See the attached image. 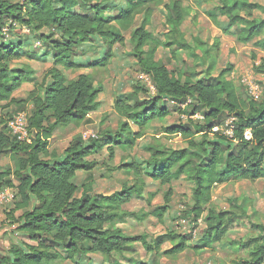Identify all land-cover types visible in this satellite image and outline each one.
Instances as JSON below:
<instances>
[{"label":"trees","instance_id":"1","mask_svg":"<svg viewBox=\"0 0 264 264\" xmlns=\"http://www.w3.org/2000/svg\"><path fill=\"white\" fill-rule=\"evenodd\" d=\"M78 1L85 2L0 0V31L12 22L19 31L28 30V34L37 38L41 44L36 54V49L26 48L25 40L19 39L14 43L10 38L3 40L0 35L1 109L23 103V100L14 98V94L24 84L34 83V72L29 65L22 64L18 69H9L13 61L20 57L42 62L51 60V67L39 84L40 94L32 90L27 96V101L32 106L27 117L28 139L24 143H18L8 134L6 124L17 112L11 114L5 124L0 120V157L5 154L17 156L15 170L0 169V190L12 187L11 179L17 181V200L10 212L24 210L18 220L17 231L34 243L11 247L6 254L0 255V264H61L66 261L82 264L88 255L100 256L108 262L112 255L124 257L131 253L136 243L149 254L159 251L164 243H168L170 249L163 253L164 256L177 258L190 249L185 236L169 232L155 239H148L145 235L125 234L118 226L124 224L127 217L137 218L132 213L124 212L122 207L133 197L143 198L142 186L123 187L108 196H91L88 194L91 185L88 184L81 196L76 197V174L81 171L89 172L94 168L95 164L89 158L102 147L97 143L98 138L84 145L75 139L69 143L60 160H42V156L47 155L51 137L58 126L82 123L100 105L98 96L102 93V88L96 87L89 75L79 74L75 79H68L65 74L86 67L73 61L78 52L77 46L96 38L109 45L121 42L122 38L113 23L123 27L130 26L140 13L139 4L133 0H122L126 7L114 17L105 15L107 6L101 3L84 4L86 8L89 7L91 14L76 13L72 7ZM262 1L264 0H216L212 3L213 13L210 18L222 31L239 28V43L257 40L255 46L264 52ZM164 9L166 17L163 25L170 36L165 42L154 39L148 31L149 17L146 14L140 26L131 34L133 54L142 73L152 81L156 95L142 106H132L115 99L113 107L117 114L133 123L138 131L132 132L125 123L117 135L105 140L104 145L118 146L121 151L130 149L127 146H132L141 139L153 122H161L169 116L164 99L176 103L193 99L188 116L200 113L203 122L197 120L189 122L187 126L163 128L165 135H179L186 139L188 147L181 150L148 148L151 153L150 158L144 162V168L131 162L119 164L116 170L137 176L146 175L158 186L167 187L162 197L164 207L156 210L159 219L172 197V183L179 176H185L193 188L191 206L184 217H191L194 223L202 220L204 224L203 242L193 247V250L201 252L208 247H215V243L222 242L233 227L244 222L256 236L244 242H228L231 249L243 251V256L229 263L219 261L218 264H264V224L250 220L244 202L241 205L234 202L226 210L217 209L211 204L212 192L216 186L230 180H264V97L259 101L246 99L232 82L224 79L225 71L212 77L210 73L213 63L207 70V79L192 83L180 78L175 80L164 65L155 61L154 55L158 47L168 49L172 57L176 56L177 50L172 49L175 45L192 46L194 51L197 49L203 54H207L208 50L192 34L191 43H180L184 38L182 29L188 16V11L181 2L165 4ZM256 12L260 16L255 17ZM218 17L226 21V29L219 25ZM16 29L11 30L10 36L16 33ZM42 30H46L47 34L40 33ZM56 35L58 39L53 40ZM147 46L150 48L145 52ZM110 56L108 52L103 61L107 62ZM256 69L257 72L264 73V63ZM229 118L234 119L233 138L213 132L214 128L222 127ZM246 131L251 135L248 141L243 137ZM121 133L127 135L126 141L121 140ZM197 135L201 136L200 142H195ZM211 135L215 136V141L208 139ZM225 143L228 146L224 147ZM231 143H236V146ZM113 149L108 148L109 159L114 157ZM192 150L194 152H190ZM192 158L195 159L194 165ZM154 197L155 194H151L148 200L151 201ZM128 262L143 264L134 260ZM113 264L122 263L116 261Z\"/></svg>","mask_w":264,"mask_h":264},{"label":"rangeland","instance_id":"2","mask_svg":"<svg viewBox=\"0 0 264 264\" xmlns=\"http://www.w3.org/2000/svg\"><path fill=\"white\" fill-rule=\"evenodd\" d=\"M173 1H179L188 11V16L184 22L183 32L184 41L190 42V35H195L204 44L207 54H203L199 50L192 49V46L175 45L173 50H177L176 56L172 57L170 51L163 47H158L154 55L155 61L164 65L170 72L171 76L177 80L180 78L183 81L195 82L203 78L207 79V70L211 63L214 64L213 70L210 73L212 77H217L221 72L225 71L224 79L232 82L237 90L248 100H251L246 91L238 85L240 77L247 71L254 72L256 82L261 88V100L264 97V73L257 72V67L264 63V52L258 50L255 46L257 40L250 41L246 44H241L237 41L239 28H231L228 31H222V28L217 27L210 18L213 13L212 3L216 0H133L139 4L140 13L135 16L130 26H119L113 23L117 32L122 38L121 42L109 45L100 39H92L87 43H82L77 46L78 52L73 61L76 64L86 65L74 70L66 72L68 79H75L79 74H86L92 79L94 85L102 88V93L98 96L99 108L92 113L82 123H72L68 126H58L54 135L55 138L49 144V161H53L58 155L63 157L64 150L70 142L75 139L83 145L90 144L91 141L83 142L81 133L84 131H92L98 136L97 143L102 146L89 161L93 162L94 168L89 172H78L75 178L77 187L76 197H80L84 188L91 185L89 195L102 194L108 196L115 191H119L123 187L132 185L142 186L143 198L133 197L131 201L122 207V210L127 213L134 214L137 218L127 217L124 224H119L125 234L128 235H145L148 239H155L169 232H175L185 236L188 239L190 246L189 251L181 254L177 258L171 259L164 256V252L170 249L168 243H164L159 251L149 254L146 253L143 247L136 243L133 251L124 257L112 255L107 262L100 256L88 255L82 264H113L120 262L129 264L128 260L143 264H218L219 261L229 263L243 256V251L237 252L231 249L228 242L247 241L249 238L256 236L255 233L248 230L249 226L241 222L233 227L224 240L215 243V247H208L201 252H196L193 247L199 246L203 241L204 224L202 220L194 223L192 218H186L184 215L189 211L191 206V190L193 185L185 176H179V179L172 183V197L169 200L168 207L162 213L161 219L157 218L159 208L164 207L163 194L167 191V187H160L146 175H134L133 173L116 170V167L121 163L135 162L142 168L145 167L144 162L150 158L151 151L148 148H164L171 150H181L188 147V141L179 135H165L163 128L171 126H187L189 122L197 120L203 122L202 115L196 114L201 119H196L193 116H188L191 112L193 99L185 102H177L171 104L166 102V107L169 109V116L163 121L153 122L151 127L144 132L141 139L137 140L134 145L127 146L130 148L126 151H121L118 146L107 144L104 142L108 138H113L117 135L125 123L128 124L132 132H137L138 128L131 122L121 118L113 107L115 99H120L132 106H142L146 101L152 100L146 82L143 79L145 75L140 70L137 60L132 51L131 34L138 28L144 18V14L149 17L148 31L154 39L165 42L170 36L167 34V29L163 25L166 11L164 5ZM207 1V2H206ZM252 2H260L261 0H251ZM101 3L107 6L105 15L116 16L118 12L126 7L122 0H85V2H76L73 4L72 10L76 13L89 12V7L84 4L94 5ZM264 5V1H262ZM91 14V13H90ZM255 17L260 16L259 13H254ZM262 16V15H261ZM219 25L224 28L226 22L223 18L218 17ZM226 29V27L224 28ZM40 33L47 34L46 30ZM19 39L25 40L26 48L30 50L40 49L41 44L33 35L17 30L10 36L11 42H17ZM58 39L56 35L53 40ZM38 42V43H37ZM24 44V43H22ZM38 44V45H37ZM37 45V46H36ZM25 46V45H24ZM149 46L145 47V52H148ZM28 52V51H27ZM110 52V59L106 62V54ZM254 56V57H253ZM27 64L35 72L33 84H25L14 94L18 100H23V103L9 109L2 110L0 107V120L5 124L11 114L15 112H25L30 115L31 102L27 101V96L32 90L36 94H40L39 84L41 83L45 73L51 67V60L47 62H35L28 60L25 57H20L9 65V69H18L21 65ZM257 73H256V72ZM162 104H160L161 106ZM203 112V110H201ZM3 126V125H2ZM65 132V133H64ZM64 133V134H61ZM223 135L222 132L219 131ZM104 135H107L106 137ZM74 140L70 141L71 138ZM127 135L121 133V140L126 141ZM210 141H215V136L208 137ZM201 136H195V142H200ZM236 143L231 145L236 146ZM228 146L227 143L224 147ZM232 146V147H233ZM108 148H114V157L109 159ZM190 152H194L193 150ZM42 156V160L47 159ZM17 156L5 154L0 157V169L15 170ZM195 159L192 158V165ZM264 169V165H263ZM151 169L148 171L150 172ZM17 181L11 179L12 189L17 186ZM151 194L155 197L149 201ZM16 202V201H15ZM234 202L241 205L243 202L246 205L247 215L252 222L264 224V180L247 181V180H230L223 185L216 186L212 192V207L226 210L233 205ZM14 203L4 210L0 220V255L6 252L13 246L20 244L34 245L25 236L17 231L18 220L24 210H19L11 213L14 209ZM32 207V205H31ZM252 211L256 212L255 214ZM11 213V214H10ZM214 246V245H213ZM61 264H73L64 262ZM75 264V263H74Z\"/></svg>","mask_w":264,"mask_h":264},{"label":"built area","instance_id":"3","mask_svg":"<svg viewBox=\"0 0 264 264\" xmlns=\"http://www.w3.org/2000/svg\"><path fill=\"white\" fill-rule=\"evenodd\" d=\"M16 24L9 22L6 26H4L1 31L0 35L2 36L3 40H8L10 38V32L12 29H16ZM18 30V29H16ZM25 33H28V30L23 29ZM143 79L146 82V86L149 90V94L151 96L156 95L155 87L148 77V75H144ZM256 76L254 72L247 71L245 72L239 79L238 85L242 87L248 97L253 100L257 101L261 97V88L256 82ZM165 102H170L171 104H176L175 101L170 99H164ZM27 114L25 112H17L12 115V117L8 120L6 124V128L8 134L16 140L18 143H24L28 139V130H27ZM196 119H201L200 116L195 115L193 116ZM234 119L229 118L225 121L222 127L214 128L213 132H222L223 135L227 138H233V130H234ZM245 140H250L251 135L249 131H246L243 135ZM98 136L93 133L92 131H84L81 133V139L83 142H88L91 140H96ZM17 200V193L15 189L12 188H4L0 190V220L3 216L4 210L12 205Z\"/></svg>","mask_w":264,"mask_h":264},{"label":"crops","instance_id":"4","mask_svg":"<svg viewBox=\"0 0 264 264\" xmlns=\"http://www.w3.org/2000/svg\"><path fill=\"white\" fill-rule=\"evenodd\" d=\"M37 45H38V44H37ZM37 45H36V46H37ZM38 52H39V51H37V49H36V50H35V53L37 54ZM33 61H35V60H33ZM35 62H39V61H35ZM26 65H27V64H26ZM29 67L31 68V66H29ZM32 71L34 72V70H32ZM32 77H33V79H35V72H34V75H33ZM26 84H28V83H26ZM24 85H25V84H24ZM21 88H22V87H21ZM14 98H15V97H14ZM16 99H17V98H16ZM56 132H57V131H54V132H53V135H52V137H51L50 143H51L52 140L55 138V135H54V134H55ZM64 133H65V132H64ZM64 133H61V134H64ZM72 140H74L73 137L70 139V141H72ZM70 143H71V142H70ZM49 153H50V152H49V149H48V151H47V156H48V157H47V159H45V161H49V159H50V157H49ZM61 156H62V155L60 154V155H58V157H55V159H58V158H60ZM55 159H54V160H55ZM51 160H52V159H51ZM51 160H50V161H51Z\"/></svg>","mask_w":264,"mask_h":264}]
</instances>
